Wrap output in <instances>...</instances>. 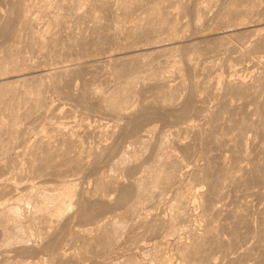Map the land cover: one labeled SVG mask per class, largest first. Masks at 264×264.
<instances>
[{
  "label": "bare ground",
  "instance_id": "bare-ground-1",
  "mask_svg": "<svg viewBox=\"0 0 264 264\" xmlns=\"http://www.w3.org/2000/svg\"><path fill=\"white\" fill-rule=\"evenodd\" d=\"M264 264V0H0V264Z\"/></svg>",
  "mask_w": 264,
  "mask_h": 264
},
{
  "label": "rangeland",
  "instance_id": "rangeland-1",
  "mask_svg": "<svg viewBox=\"0 0 264 264\" xmlns=\"http://www.w3.org/2000/svg\"><path fill=\"white\" fill-rule=\"evenodd\" d=\"M87 264V263H86Z\"/></svg>",
  "mask_w": 264,
  "mask_h": 264
}]
</instances>
